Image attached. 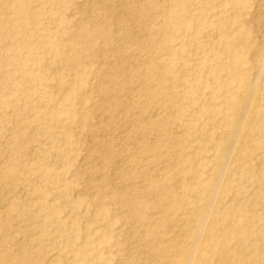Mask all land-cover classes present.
<instances>
[{
	"label": "rangeland",
	"instance_id": "obj_1",
	"mask_svg": "<svg viewBox=\"0 0 264 264\" xmlns=\"http://www.w3.org/2000/svg\"><path fill=\"white\" fill-rule=\"evenodd\" d=\"M194 1L0 0V264H231L240 246L224 243L228 224L256 247L244 260L264 264V0L227 12L228 0ZM236 13L244 73L257 75L224 120L214 89L229 76H209L206 61L227 62L219 43L235 37ZM171 16L180 23L166 30ZM189 78L216 110L191 131ZM234 127L251 138L239 141ZM175 149L201 174L184 177Z\"/></svg>",
	"mask_w": 264,
	"mask_h": 264
},
{
	"label": "bare ground",
	"instance_id": "obj_2",
	"mask_svg": "<svg viewBox=\"0 0 264 264\" xmlns=\"http://www.w3.org/2000/svg\"><path fill=\"white\" fill-rule=\"evenodd\" d=\"M199 1L195 0L193 2V6H196L197 3ZM241 3L239 0H228L226 1V4L224 6V11L223 12H227L229 9H233V8H237L238 7V4ZM5 8V7H3ZM193 10V9H192ZM195 12V11H194ZM238 13L235 14V16L233 17L234 19V24L237 26V33L235 35V37L233 39H221V42L219 43L224 50L227 51V62L223 63L219 68H212L211 66V63L209 61H206V68L208 70V74L209 76H213V75H221L222 72H226L227 75L229 76L228 79L226 78V80H224L221 85H219L218 87H216L214 89V98L215 99H221L223 104H225V108H224V112L226 114V117L224 120H228L229 119V116H230V113L231 114H234L236 113L238 110L237 108H234V107H231V102L232 100L236 99L237 96L240 94V91H245L246 93H249L251 91H253L255 89V86H249L248 88H245V81L249 80L250 78H256V72H257V66H254L248 73H244V70H243V64L245 63L244 60L239 56L238 54V51L237 49H239L241 47V45L243 44V41H242V38H243V26L242 24L238 21V18H237V15ZM226 19V18H225ZM166 22H165V29L168 30L170 29L171 27L170 26H173V25H177L178 23H180L179 21H176L178 20V18H173L172 16L171 17H166ZM176 21V22H175ZM236 21V22H235ZM186 24V23H185ZM205 24L209 25V27L211 28H215L217 30H219L221 33L224 31V28H223V25H216V26H212L210 23H206ZM263 27V26H262ZM91 33V30H89V34ZM233 40H237L238 42L237 43H234ZM261 46V44H260ZM223 50V51H224ZM259 53V52H258ZM257 53V54H258ZM263 53V52H262ZM152 59V58H151ZM150 59L148 58V61ZM147 64H151V62H147ZM148 72L149 74H151L155 79H157L158 81H160V83H162L164 80H163V75H165V72H162V70L155 66V65H150V67L148 68ZM256 74V75H255ZM262 83H264V78L262 80H260ZM233 82H236L237 83V86L236 87H230L231 84ZM184 87H185V91L186 93L190 96L189 98V105L194 107L195 109H197L198 111V116L196 117L197 119L191 123L188 127L189 131L191 130H194L196 127H198L199 125V121H200V118L201 116H203L204 114H211L212 112L215 114L216 113V110L214 108H212L210 105H206V103H200V100H201V97H199L201 94H202V88L204 87V83H200V84H195L194 81L192 79H188L186 81H184ZM153 89V88H152ZM167 89L164 88V87H161V91L160 93L161 94H165V91ZM132 98V97H131ZM131 104V103H130ZM46 106V104H45ZM48 106V104H47ZM126 108V107H125ZM168 111V110H167ZM260 115H257L256 117H258ZM237 120V119H236ZM225 124L228 126L229 123L227 121H225ZM26 127V126H25ZM35 129V128H34ZM39 130V129H38ZM234 132L237 133V137H238V140L239 141H242L244 140L246 137L247 138H251V133H252V130L248 133H245V132H241L239 130L238 127H234ZM40 136V135H39ZM220 137V135H218ZM222 136V135H221ZM218 137V138H219ZM253 137V136H252ZM219 140V139H217ZM233 143V142H232ZM252 143H254V140H252ZM199 149L201 152H205L206 151V146L205 145H200L199 146ZM36 152V151H34ZM40 152V151H38ZM37 152V153H38ZM174 153L178 154L179 156H181L182 158V164L181 166L179 165L180 167V170L181 172L184 173V177L186 174H190V173H193V174H196V175H199L201 174V171L200 169L197 167H193V170L191 169H188L187 171V165L184 164V162L186 163H191V164H194L196 162V160L194 158H190V157H187L183 154V152L179 149H175L174 150ZM33 154V153H32ZM31 154V155H32ZM39 154V153H38ZM36 154V155H38ZM262 155V154H261ZM259 157V156H258ZM179 158V157H178ZM264 163V162H263ZM262 164V163H261ZM258 167L259 164H258ZM134 169V168H133ZM226 169H228V167L226 165H219V163H215L213 168H212V171L214 172H219V171H225ZM241 173V172H240ZM117 180V179H116ZM257 182V181H256ZM17 183V182H16ZM184 184V189L185 190H188V191H195V193L198 195V198H200V200L203 199L202 195L203 193V189L201 187H198L197 188V182L193 185L189 182H187L186 180H184L183 182ZM6 185V184H5ZM196 186V187H195ZM10 187V185H9ZM13 187V185H12ZM19 188V187H18ZM4 189V188H3ZM17 190V189H16ZM4 191V190H3ZM25 191V190H24ZM237 191V190H235ZM23 192V191H22ZM26 192V191H25ZM11 193V192H9ZM21 193V192H20ZM27 193V192H26ZM255 193V192H253ZM235 194V193H234ZM30 195V194H29ZM28 196V195H27ZM31 196V195H30ZM29 196V197H30ZM26 197V196H25ZM32 197V196H31ZM232 200H234V196H232ZM33 199V198H32ZM31 199V200H32ZM238 201V200H237ZM236 201V202H237ZM235 202V200L233 201ZM233 202H229V203H233ZM240 202H241V199H240ZM239 202V203H240ZM236 205V203H234ZM238 204V203H237ZM245 203H243L244 205ZM228 205V204H227ZM242 205V206H243ZM251 209V207H250ZM193 210V209H192ZM191 212H195V211H192ZM238 214L239 215H243L246 211L248 210H245L244 208H240L238 210ZM190 212V213H191ZM189 213V212H188ZM100 216L103 214L101 211H99L98 213ZM219 215V213H218ZM22 216V215H21ZM185 216V215H183ZM188 217V215H186ZM227 219L229 220V218L231 217L229 214H227ZM236 215L233 216V220L235 219ZM183 217L180 216V219H182ZM186 218V217H184ZM188 218H192V216L190 215V217ZM207 218V217H206ZM264 220L263 217H260L259 220ZM179 220V218L177 219ZM188 220V219H187ZM190 220V219H189ZM180 221V220H179ZM182 221V220H181ZM232 221V220H230ZM19 223V222H18ZM97 223V222H96ZM187 223V221H186ZM192 223V222H191ZM190 223V224H191ZM194 223H195V220H194ZM193 223V224H194ZM187 225V224H186ZM230 225V224H228ZM227 225V226H228ZM227 226L226 228L223 230V233H224V236L226 237L225 238V244H228L229 242H233L234 244H239V248L237 250H235L234 252V255H233V258H234V262L231 261V264H254L255 262H250V261H246L244 260L245 258V251L246 250H255L256 247L252 244L251 242V238L249 237V232L243 228L244 226L238 224L237 226L233 227V228H229L227 229ZM107 229V234H106V237L109 236V234L111 233L112 229L111 228H106ZM181 229V228H180ZM209 232H211L214 236H218L217 234L220 233V229H218L216 226H211L210 228H207ZM231 229V230H230ZM183 230V229H181ZM204 230V229H203ZM182 232V231H181ZM192 232V231H191ZM185 233V232H184ZM231 233H233L234 235H231ZM178 234V233H177ZM176 234V235H177ZM235 236V237H234ZM18 237V236H17ZM76 238H78L76 236ZM173 238H177L176 236L173 237ZM18 239V238H17ZM172 240V239H171ZM176 240V239H175ZM174 241H171L168 240L166 243H163L165 244V247H164V253L162 252V254H165V256H163V258H166V259H173L174 258V254H172V249L176 247V243H173ZM180 243V242H179ZM183 243V242H181ZM186 243V242H185ZM18 245V244H17ZM229 245V244H228ZM214 246V245H213ZM212 246V247H213ZM139 247V246H138ZM146 247V246H145ZM211 247V248H212ZM234 247V246H233ZM263 248V247H262ZM24 249V248H23ZM221 254H225L226 251H228V249H225L223 248V246L219 248ZM225 249V250H224ZM22 250V249H21ZM20 252V251H19ZM230 251H228L229 253ZM209 253V252H208ZM151 254H153L151 252ZM196 255L193 256L192 260H199V256H197V252L195 253ZM252 252H251V256H252ZM148 255V254H147ZM149 256V255H148ZM247 256V255H246ZM195 257V258H194ZM228 257V256H227ZM162 258V259H163ZM231 259V258H230ZM169 260V261H170ZM11 261V260H10ZM163 261V260H162ZM218 261V260H217ZM71 262V261H70ZM166 262V261H165ZM172 262V261H171ZM49 263V262H48ZM156 263V262H155ZM158 264V262H157ZM167 264V262H166ZM169 264V263H168ZM179 264V263H178ZM194 264V263H193ZM230 264V263H229Z\"/></svg>",
	"mask_w": 264,
	"mask_h": 264
}]
</instances>
